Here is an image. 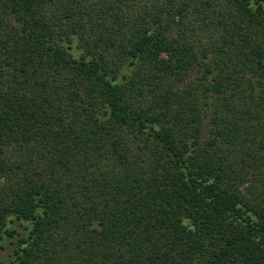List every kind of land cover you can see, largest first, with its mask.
I'll use <instances>...</instances> for the list:
<instances>
[{
    "label": "trees",
    "instance_id": "obj_1",
    "mask_svg": "<svg viewBox=\"0 0 264 264\" xmlns=\"http://www.w3.org/2000/svg\"><path fill=\"white\" fill-rule=\"evenodd\" d=\"M6 245L264 264V0H0Z\"/></svg>",
    "mask_w": 264,
    "mask_h": 264
},
{
    "label": "rangeland",
    "instance_id": "obj_2",
    "mask_svg": "<svg viewBox=\"0 0 264 264\" xmlns=\"http://www.w3.org/2000/svg\"><path fill=\"white\" fill-rule=\"evenodd\" d=\"M203 37H205V33H202ZM74 47H76V43L74 44ZM78 55V52H75L74 53V56H77ZM198 73L197 71H194L191 75V78L197 76ZM10 252V247L9 245H6V247L2 250H0V264H8L9 262V258H8V254Z\"/></svg>",
    "mask_w": 264,
    "mask_h": 264
}]
</instances>
